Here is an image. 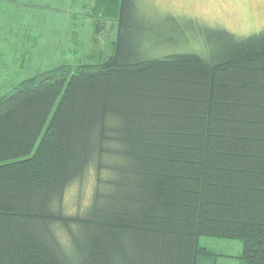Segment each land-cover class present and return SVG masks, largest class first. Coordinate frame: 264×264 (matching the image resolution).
I'll use <instances>...</instances> for the list:
<instances>
[{
    "label": "trees",
    "instance_id": "trees-1",
    "mask_svg": "<svg viewBox=\"0 0 264 264\" xmlns=\"http://www.w3.org/2000/svg\"><path fill=\"white\" fill-rule=\"evenodd\" d=\"M137 3L95 0L117 20L110 55L0 97V264H200L201 236L264 264V28L197 23L204 49L156 55ZM89 171L90 202L70 214Z\"/></svg>",
    "mask_w": 264,
    "mask_h": 264
},
{
    "label": "rangeland",
    "instance_id": "rangeland-1",
    "mask_svg": "<svg viewBox=\"0 0 264 264\" xmlns=\"http://www.w3.org/2000/svg\"><path fill=\"white\" fill-rule=\"evenodd\" d=\"M137 1L140 11L151 16L160 27L162 44L154 45L156 55L170 53L172 49H202V39L196 40L194 34L197 23L227 28L238 35L264 28V0ZM94 3L95 0H18L14 3L11 14L18 12L21 24L10 32L9 40L0 37V97L13 92L21 81L59 65L98 62L110 55L118 34L117 20L95 14ZM81 4L84 15L76 14L81 11ZM170 15L176 20L169 18ZM96 17L101 27L100 21L94 25ZM77 19H83V26L70 32ZM75 45L82 49L72 53ZM94 183V172L89 171L70 186L66 196L68 213L77 214L89 204ZM200 243L212 251L202 257L200 264H247L241 257L243 248L238 239L201 236Z\"/></svg>",
    "mask_w": 264,
    "mask_h": 264
},
{
    "label": "crops",
    "instance_id": "crops-1",
    "mask_svg": "<svg viewBox=\"0 0 264 264\" xmlns=\"http://www.w3.org/2000/svg\"><path fill=\"white\" fill-rule=\"evenodd\" d=\"M14 3H18V0H0V37L6 38L8 40L11 38L10 32L12 33V31L14 29H16L17 27H19V24H21L20 19L18 18V12L11 14V11L13 10V8H15ZM87 13H89V12H87ZM76 14H80V15L85 14V8H84L83 4H81V11L76 12ZM96 22H97V20H96ZM96 22L94 21L95 26H96ZM80 25L83 26V19H81V21H79L77 19V21H75L71 25V27L69 28V31L73 32L74 29H77ZM4 32H7V33H4ZM0 40H2V39H0ZM60 42H62V41H60ZM31 45L33 46L34 44L31 42ZM45 45L46 44H43L42 46L45 47ZM46 47H48V44L46 45ZM75 47H76V49H74L75 51H73L72 53H74V52L77 53V51H76L77 49L79 51L82 49L81 47H78L76 45H75ZM72 48H74V46ZM68 51L69 50L67 49V53H68ZM50 52L52 53L53 50H50ZM3 61H4V59H3Z\"/></svg>",
    "mask_w": 264,
    "mask_h": 264
}]
</instances>
